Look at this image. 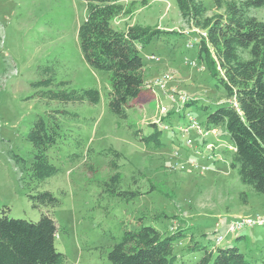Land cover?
I'll return each mask as SVG.
<instances>
[{
	"label": "rangeland",
	"instance_id": "obj_1",
	"mask_svg": "<svg viewBox=\"0 0 264 264\" xmlns=\"http://www.w3.org/2000/svg\"><path fill=\"white\" fill-rule=\"evenodd\" d=\"M201 1L207 14L214 11L212 0ZM120 2L125 9L112 20L114 28L141 25L164 31L139 49L146 84L154 86L156 78L168 75L158 82L167 91L145 88L128 109V121L108 110V73L90 67L82 57L77 30L86 14L83 0H0V210L7 207L9 217L31 221L48 212L57 227L55 247L65 255L62 264H110L112 245L125 230L140 225L163 235L182 231L174 242V264H193L201 251L189 246L197 242L210 247L218 235L223 236L219 247L236 245L248 260L259 263L264 258V224L235 232L228 228L234 220L264 218V194L242 183L216 149L204 147L205 142L218 150L228 147L224 127L218 126L204 143L195 129L178 130L187 126L189 116L204 126L206 114L226 101L224 89L198 56L197 31L181 17L175 0ZM251 13L264 21V5ZM151 55L159 61L150 60ZM49 76L51 85H33ZM64 87H94L100 99L96 104L64 103L44 93ZM170 92L194 102L182 108L180 100L166 96ZM163 106L180 112L162 121L169 125L162 129L163 146L134 139L125 123L148 132L149 122H161ZM48 113L56 115L61 129V137L46 151L57 172L32 185L53 192L60 203L33 207L11 154L31 161L33 147L26 134L37 115L47 118ZM112 176L119 189L140 194L124 200L110 193L104 183Z\"/></svg>",
	"mask_w": 264,
	"mask_h": 264
},
{
	"label": "trees",
	"instance_id": "obj_2",
	"mask_svg": "<svg viewBox=\"0 0 264 264\" xmlns=\"http://www.w3.org/2000/svg\"><path fill=\"white\" fill-rule=\"evenodd\" d=\"M83 1L86 14L77 30L82 57L90 67L108 73V110L115 117L128 121V109L143 95L146 86L139 49L164 31L141 25L128 26L124 30L114 28L112 20L122 15L124 3L120 0ZM140 1L146 4V0ZM175 1L181 17L199 35V58L205 61L216 85L224 89L226 101L217 103L206 114L203 125L207 129L223 126L232 148L223 146L215 152L236 170L242 183L264 194V21L251 13V9L263 6L264 0H212L214 11L210 14L201 0ZM44 70L50 72L51 69L46 67ZM52 83L53 77L49 76L33 85L49 86ZM59 84L66 85L67 82L60 81ZM44 93L64 103L85 101L96 104L100 99V92L94 87H64ZM193 102L187 100L182 108ZM203 108L208 109L207 106ZM175 113L180 114L176 109L167 110L161 123ZM125 124L134 139L157 148L163 146V128L156 123L147 124L148 132L132 123ZM60 130L54 113H48L47 118L37 115L26 134L33 147L31 161L27 164L22 156L11 154L22 172L20 181L33 207H54L60 203L53 192L39 191L32 185L57 172L48 161L46 151L61 137ZM117 183L116 176H112L104 184L107 191L124 200L140 194L136 189H119ZM240 199L246 203V193H240ZM8 209L0 210V264L64 262L65 255L55 247L57 227L48 212L31 221L9 217ZM182 234V231H176L163 235L153 226L140 225L135 230H125L108 251L107 258L110 264H174V242ZM189 248L201 251V257L193 264H264V258L259 263L248 260L236 245L219 247L215 242L208 247L195 242Z\"/></svg>",
	"mask_w": 264,
	"mask_h": 264
},
{
	"label": "built area",
	"instance_id": "obj_3",
	"mask_svg": "<svg viewBox=\"0 0 264 264\" xmlns=\"http://www.w3.org/2000/svg\"><path fill=\"white\" fill-rule=\"evenodd\" d=\"M149 59L154 60V61H159V58L155 55L149 56ZM160 77L156 78L153 81L154 86H151L150 84H146L145 88H148L149 90H151L153 88H159V89L163 90L164 92H166L167 90H166L165 86L159 85L158 82L160 83L161 81H164L163 77H168V75L164 74L163 77H161V78ZM166 96H168L169 99H171L172 101H174L176 99L180 100L181 104H184L188 100L184 95H180L178 93L170 92V95L167 94ZM161 110L163 111V113H165L167 111V108L165 106H163V107H161ZM154 123H156L161 128L166 129L168 127L167 124H163L159 120H155ZM190 129H195L198 134H201L202 135V143H204L203 139H206L205 137L208 134H210L211 132L215 133L216 128L207 129L204 126H202L195 118L189 116V122H188L187 126H185L184 128H181L178 126V130H180L182 132H187ZM186 142L192 143L191 138H187ZM204 147L209 149V150L217 149L216 145H214V143H212V142H205ZM228 147L232 148L231 145H229ZM216 154L218 155V153H216ZM201 167H205V166H201ZM253 224H264V218L256 217L254 219L242 218V219L234 220L230 223L228 230L230 232H235V231L242 229L244 226L253 225ZM222 237L223 236H221V235L217 236L215 239V242L218 243L222 239Z\"/></svg>",
	"mask_w": 264,
	"mask_h": 264
}]
</instances>
